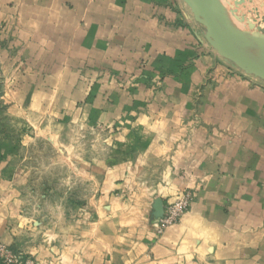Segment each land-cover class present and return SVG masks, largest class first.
Listing matches in <instances>:
<instances>
[{"label":"crops","instance_id":"0c3cea01","mask_svg":"<svg viewBox=\"0 0 264 264\" xmlns=\"http://www.w3.org/2000/svg\"><path fill=\"white\" fill-rule=\"evenodd\" d=\"M205 34L183 0H0L1 241L38 264H264V81ZM80 127L103 133L83 231L47 200L81 192ZM185 191L189 210L157 235L155 203Z\"/></svg>","mask_w":264,"mask_h":264},{"label":"rangeland","instance_id":"374dc122","mask_svg":"<svg viewBox=\"0 0 264 264\" xmlns=\"http://www.w3.org/2000/svg\"><path fill=\"white\" fill-rule=\"evenodd\" d=\"M185 3V2H184ZM186 5V3H185ZM187 9L190 10V8L186 5ZM191 11V10H190ZM192 13V12H191ZM225 13L229 17V21L233 26H236L238 30L241 32L248 33L246 35L245 39V44L250 46V43L252 42L250 34L253 33H258L261 29H264V0H230L229 5L225 3ZM193 16V14H192ZM194 17V16H193ZM205 30V29H204ZM35 99H27L26 104L28 105H34ZM39 101V99H37ZM5 102V100H3ZM10 104H14L10 102ZM5 105L3 102H0V106ZM2 117L5 119L2 120H7V121H12V122H17L18 124L21 123H27L29 122V118L26 117L24 114H2ZM50 115L48 114V117ZM64 123L68 124L69 122H74V121H83V114L82 115H71L65 113L63 115ZM1 121V119H0ZM12 135H16L17 137L25 135L27 132H29L28 127L24 126H16L15 128H12L9 130ZM76 130L74 133L76 134ZM79 149L76 151V153L79 154L80 156V174L78 178V184H79V190L81 192L79 193H68V194H61L55 193L54 186L52 188H49V192L47 194V200L53 204V207L56 205V199H58V203L61 204V200L63 199L62 202V211L63 213V218L67 222H76L79 223L75 228L79 231H83L87 228V221L89 218V210L87 208L88 203H87V195H86V186H87V178L82 174L83 169L86 168L87 164V154L90 151L94 150V147L89 145V142L93 141L94 139L96 140V156H97V161H96V167L97 169L99 168V155H102L103 153V145L101 143V139L103 137L102 131H99L98 129L94 133V131L87 129L86 127H80L79 130ZM71 131L67 129V126H65V131H64V139L67 140L69 137H71ZM92 143V142H91ZM120 151V149L117 150V152ZM68 153L69 151H65V153ZM55 149L54 146L49 145L47 147V154L48 157L51 158L54 156ZM102 161V158H101ZM118 163V162H116ZM65 165L67 163L65 162ZM54 166V164H53ZM52 166L51 162H48V168L49 171L54 172V167ZM66 169V168H65ZM100 178L97 177L96 179V188L98 189L100 186ZM50 183V180H49ZM83 189H85V192ZM101 194L97 195V198H99ZM61 206V205H60ZM48 219L43 220L42 224L47 226L49 229L54 227L56 219V214H59V211L57 210H48ZM53 217V218H52ZM96 217H98L96 215ZM91 218V216H90ZM51 219H53V224L51 222ZM55 219V220H54ZM41 224V225H42ZM53 225V226H52Z\"/></svg>","mask_w":264,"mask_h":264},{"label":"water","instance_id":"95a60500","mask_svg":"<svg viewBox=\"0 0 264 264\" xmlns=\"http://www.w3.org/2000/svg\"><path fill=\"white\" fill-rule=\"evenodd\" d=\"M190 8L195 21L205 29V39L223 59L231 62L245 74L264 81V29L250 34L249 49L243 52L234 37L239 30L229 21L220 0H183ZM154 217L163 216L164 204L155 203Z\"/></svg>","mask_w":264,"mask_h":264},{"label":"built area","instance_id":"2783aa9c","mask_svg":"<svg viewBox=\"0 0 264 264\" xmlns=\"http://www.w3.org/2000/svg\"><path fill=\"white\" fill-rule=\"evenodd\" d=\"M195 195L192 191H185L173 201L164 205L163 216L155 218L157 235L179 223L183 215L189 210ZM0 264H38L37 260L25 251L15 249L0 240Z\"/></svg>","mask_w":264,"mask_h":264},{"label":"bare ground","instance_id":"6f19581e","mask_svg":"<svg viewBox=\"0 0 264 264\" xmlns=\"http://www.w3.org/2000/svg\"><path fill=\"white\" fill-rule=\"evenodd\" d=\"M239 48H240V47H239ZM240 49H241V48H240ZM241 50H242L243 52H247V51H248V49H245V50H244V49H241Z\"/></svg>","mask_w":264,"mask_h":264}]
</instances>
